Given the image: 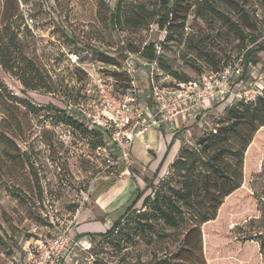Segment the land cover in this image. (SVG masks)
<instances>
[{
	"label": "rangeland",
	"instance_id": "obj_1",
	"mask_svg": "<svg viewBox=\"0 0 264 264\" xmlns=\"http://www.w3.org/2000/svg\"><path fill=\"white\" fill-rule=\"evenodd\" d=\"M116 2L0 0V33L9 28L13 59L12 66L0 64V264H33L30 255L36 242L63 232L75 241H90L97 264H177L173 256L182 248L190 224L169 228L147 211L146 224L153 230L138 231L141 201L117 234L104 235L137 193L151 195L160 184L176 189L179 175L170 167L171 157L154 173V162L161 160L167 144L162 150L146 144L151 162L145 163L143 148L135 140L126 177L134 194H101L125 178L102 173L92 152L93 139L66 123L62 109L80 91V76L74 75L71 60L77 56L81 64L98 62L103 47L117 67L124 65L128 52L140 66L147 62L141 55L145 47L154 43L165 83L195 80L224 60L234 63L246 48L264 47V0H231L229 7H220V17L203 13V18L183 0L176 7L179 21L171 33L157 30L158 0H121L124 21L113 28L108 16ZM137 10L144 17H136ZM231 22L239 24L242 36ZM251 60L243 77L255 81L264 75V51ZM216 106L203 121L189 125L187 141L194 145L189 150H199L198 141L223 126L226 116ZM163 131L158 132L162 140L175 132ZM242 131H247L244 126ZM181 133L173 137L174 160L185 149ZM219 146L209 154L215 148L237 151L243 144L232 137ZM222 160L225 167L234 168L231 157ZM240 179V188L224 199L216 219L200 226L206 264H264V127L253 134L243 154ZM183 257L198 264L195 256ZM66 264L87 263L80 251Z\"/></svg>",
	"mask_w": 264,
	"mask_h": 264
},
{
	"label": "built area",
	"instance_id": "obj_2",
	"mask_svg": "<svg viewBox=\"0 0 264 264\" xmlns=\"http://www.w3.org/2000/svg\"><path fill=\"white\" fill-rule=\"evenodd\" d=\"M133 57L127 54L123 68L131 79L130 86L118 92L116 81L103 73L101 64H81L73 56L80 91L62 109L64 116L79 124L91 139L96 135L101 143L92 147L94 158L103 168L102 173L118 178L130 176L135 139L149 131H175L177 118L203 121L215 105L250 103L264 90V75L255 81L243 77L251 64L245 69L242 57L220 71L203 72L186 83H165L155 62L138 66ZM92 250L90 241H75L63 232L38 240L30 256L33 264H66L81 251L86 263L93 264Z\"/></svg>",
	"mask_w": 264,
	"mask_h": 264
},
{
	"label": "trees",
	"instance_id": "obj_3",
	"mask_svg": "<svg viewBox=\"0 0 264 264\" xmlns=\"http://www.w3.org/2000/svg\"><path fill=\"white\" fill-rule=\"evenodd\" d=\"M187 1L189 6H194V13L201 18L205 17L203 13L207 17H220V7H229L231 3V0ZM182 2L183 0H158L155 16L157 17L156 27L159 32H172L173 26L179 21L177 19L178 13L176 7ZM120 6L121 0H117L115 8L110 11L108 16L109 23L112 24L113 28L124 21L121 19ZM143 13V11L137 10L136 17H144ZM230 26L233 28V31L242 36L243 30L240 29L237 22H231ZM248 27L246 29L251 28ZM1 33L0 64L4 67H9L13 63L9 50V28L4 27ZM261 51H264V47L262 46L246 48L238 55L237 59L242 57L246 69V66L254 63L251 60L252 57ZM99 54L100 60L97 63L104 67L102 71L105 75L112 77L116 81L117 91L123 92L128 89L131 79L123 71L124 65L117 67L112 55L101 51H99ZM141 55L148 63H156L158 59L155 55V44H148ZM126 58L127 55L125 56V60ZM229 65L230 63L224 60L216 68H211L209 71L217 72ZM160 67L166 71V68L162 64H160ZM176 81V83H186L190 80ZM219 108H221L222 114L226 116L225 122L221 123L223 126L221 125L222 127H218L216 130L210 132L206 138H201L198 141L199 150H189L194 147L193 143L183 142L185 149L181 150L178 157L170 164L172 171L179 175L178 188L175 189L172 188L173 186L160 184V188L155 190L151 195L143 197V191L137 193L126 206L124 213L104 233L107 238L117 234L122 222L127 220L126 217L132 211H135V206L141 201L140 209H144V211L140 212L139 210L136 219V230L144 233L147 231V228L153 230L152 224H146L150 222L147 211H151L154 214L156 223H162L169 228H178L188 223L190 224V228L184 235L182 248L175 252L173 258L177 260V264H189V260H186L183 255H187L189 259L195 256L198 259V264H206L202 256L200 226L215 220L224 199L240 188L243 154L253 134L259 128L264 127V90L261 96H258L253 102L246 104L235 102L231 106H220ZM64 118L68 125L84 130L79 124L65 116ZM242 126L246 128V132L242 131ZM232 137L238 138L242 142L243 146L241 149L233 151L226 148H215L213 154H209L208 150L210 148L214 146L220 147V144ZM93 138L94 143L92 147L100 145L101 142L96 138V135H93ZM173 144L174 140L171 139L170 143L166 146L165 153L155 174L158 173ZM224 155L235 160L233 169H230L229 166L225 167L222 164ZM199 171H202L200 177L198 176ZM93 254L96 256L94 251ZM93 264H97V261L95 260Z\"/></svg>",
	"mask_w": 264,
	"mask_h": 264
},
{
	"label": "crops",
	"instance_id": "obj_4",
	"mask_svg": "<svg viewBox=\"0 0 264 264\" xmlns=\"http://www.w3.org/2000/svg\"><path fill=\"white\" fill-rule=\"evenodd\" d=\"M192 121L193 120H189V121H187V122H184V121H182L180 118H177L176 120H175V132H174V134H172V136H171V138L169 139V137H167V135L165 136V140H162V137L161 138H159V136H160V133H158L159 131H149V132H147V133H145L141 138H137V139H135V140H139V143H138V145H140L141 144V146H142V148H143V155H144V162L145 163H149V162H151V160H150V158H149V156L146 154V152H145V150H144V146L146 145V144H149V145H151V146H153V147H158L159 148V150H162L163 149V147L167 144H169L170 143V141H171V139H173V137H174V135L175 134H178L179 132H182L181 133V136H183V138H184V140H183V142H188L187 140L189 139L188 138V135L190 134V130H189V125H191V123H192ZM183 128H185V130L184 131H182L183 130ZM163 131V130H162ZM165 134H166V132L165 131H163ZM146 136H147V138H146ZM134 140V141H135ZM174 140V139H173ZM163 141V142H162ZM134 143V142H133ZM133 145V144H132ZM165 150H166V148H165ZM176 152H177V147H176V145L175 144H173L172 145V147H171V149L169 150V152H168V155H167V157H166V159H165V161L166 160H168L169 159V157H171L170 158V162H169V164H171L173 161H174V157H175V155H176ZM165 153V152H164ZM131 155H132V153H131ZM164 155V154H163ZM163 157V156H162ZM162 159V158H161ZM154 161V160H153ZM160 161L161 160H159V161H155L154 163V169H155V171H154V173L156 172V170H157V168H158V166H159V163H160ZM165 161H164V163H165ZM164 163L162 164V166H161V168L159 169V171L162 169V167L164 166ZM158 171V172H159ZM138 181H137V184L140 186V179H137ZM142 182V181H141ZM142 192V191H141ZM101 194H118V195H123V194H134V191H133V188H132V186H131V184L129 183V181H128V178H125V179H123V180H120V181H118L117 183H115L114 185H112V186H109L107 189H106V191L104 192V193H101ZM102 198V196H100V197H98V199H101ZM117 198L119 199L120 197L119 196H117ZM85 215V214H84ZM83 215V216H84ZM76 238V237H75Z\"/></svg>",
	"mask_w": 264,
	"mask_h": 264
}]
</instances>
